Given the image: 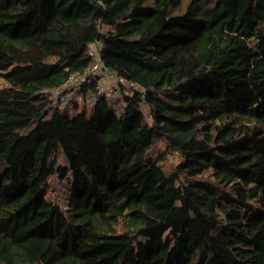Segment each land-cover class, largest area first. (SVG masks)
<instances>
[{
    "label": "trees",
    "instance_id": "1",
    "mask_svg": "<svg viewBox=\"0 0 264 264\" xmlns=\"http://www.w3.org/2000/svg\"><path fill=\"white\" fill-rule=\"evenodd\" d=\"M96 39L136 88L53 107ZM0 73V264H264V0H0Z\"/></svg>",
    "mask_w": 264,
    "mask_h": 264
},
{
    "label": "built area",
    "instance_id": "2",
    "mask_svg": "<svg viewBox=\"0 0 264 264\" xmlns=\"http://www.w3.org/2000/svg\"><path fill=\"white\" fill-rule=\"evenodd\" d=\"M102 49L103 42L100 39H96L90 44L89 54L92 61L89 70L85 73L71 74L66 82L54 91L53 107L64 106L78 97L85 99L90 106L94 107L98 102L99 95L106 94L111 99L116 94L121 95L123 88L128 92L130 89L136 88L134 82L127 81L123 76L104 66ZM93 81L97 82L95 91L87 90L84 96L80 89Z\"/></svg>",
    "mask_w": 264,
    "mask_h": 264
},
{
    "label": "rangeland",
    "instance_id": "3",
    "mask_svg": "<svg viewBox=\"0 0 264 264\" xmlns=\"http://www.w3.org/2000/svg\"><path fill=\"white\" fill-rule=\"evenodd\" d=\"M8 86H9L8 81L0 73V88H5ZM126 94H129V92L125 91V93L121 94V95L116 94L115 97L111 98V101H114V103H119L120 105H122V103L125 102V100H123V96L125 97ZM168 98H169V96H167V95L164 96L165 101H168ZM81 111H82V108L72 109L71 110V116L75 117ZM164 147H165L164 142H160L157 145V151H163ZM160 159H161L162 164L165 167V169L167 171H170L177 166L180 157L176 153L168 152V153H164ZM58 161H59V163H67L63 154H60ZM72 192H73L72 175H68L64 179L59 178L57 175L50 177L49 188H48V192H47L46 197L49 201H52V202L58 204L62 208V210L65 212H68V210H69V201H70ZM146 238L147 237H144L143 239L147 240Z\"/></svg>",
    "mask_w": 264,
    "mask_h": 264
}]
</instances>
